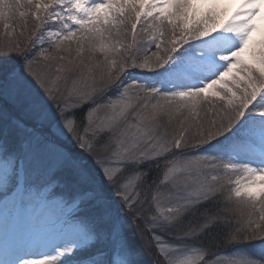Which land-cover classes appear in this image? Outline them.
Returning <instances> with one entry per match:
<instances>
[{"label":"snow or ice","instance_id":"6c2138e0","mask_svg":"<svg viewBox=\"0 0 264 264\" xmlns=\"http://www.w3.org/2000/svg\"><path fill=\"white\" fill-rule=\"evenodd\" d=\"M17 13L0 264H264V223L230 216L264 222V0H0Z\"/></svg>","mask_w":264,"mask_h":264},{"label":"rangeland","instance_id":"374dc122","mask_svg":"<svg viewBox=\"0 0 264 264\" xmlns=\"http://www.w3.org/2000/svg\"><path fill=\"white\" fill-rule=\"evenodd\" d=\"M5 32H6V30L4 29V27L2 25V27L0 28V39L5 38L4 37ZM97 54L99 55V53H97ZM234 212H236V215L239 214L238 215L239 221H237L236 227H239L240 224H246L250 218L256 220L257 222L264 223V222L259 221V212H255L253 214V210L250 208H240V209L235 210ZM185 258H186L185 256L174 257V259H177V260H183Z\"/></svg>","mask_w":264,"mask_h":264},{"label":"trees","instance_id":"16d2710c","mask_svg":"<svg viewBox=\"0 0 264 264\" xmlns=\"http://www.w3.org/2000/svg\"><path fill=\"white\" fill-rule=\"evenodd\" d=\"M22 21H21V19H20V17H19V14L17 13V16H16V18H15V20L13 21V22H10V24H11V27L8 29V30H6V31H11L12 30V27H15L16 25H18V24H20ZM2 23H0V28L2 27ZM17 31H18V28H17ZM74 48H75V46H73ZM75 54V51L73 52V55ZM86 55H87V53H86ZM96 56L99 58V59H103V58H101L100 56H98L97 54H96ZM239 214H237L236 215V212H233V213H230V216H231V222H232V224H233V226L234 227H236L237 225H236V223H237V221H239L238 220V216Z\"/></svg>","mask_w":264,"mask_h":264}]
</instances>
